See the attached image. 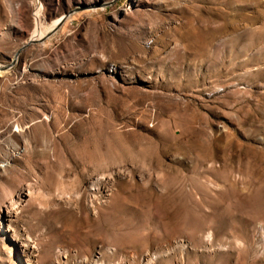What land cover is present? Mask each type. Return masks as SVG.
<instances>
[{"label": "rangeland", "instance_id": "1", "mask_svg": "<svg viewBox=\"0 0 264 264\" xmlns=\"http://www.w3.org/2000/svg\"><path fill=\"white\" fill-rule=\"evenodd\" d=\"M0 264H264V0H0Z\"/></svg>", "mask_w": 264, "mask_h": 264}, {"label": "water", "instance_id": "2", "mask_svg": "<svg viewBox=\"0 0 264 264\" xmlns=\"http://www.w3.org/2000/svg\"><path fill=\"white\" fill-rule=\"evenodd\" d=\"M56 32V29H54L49 35H47L46 37H44V38H42V39H40V40H34V39H31L30 41H29V43H28V45H26V46H24V47H22L19 51H18V53L16 54V59L20 56V54L29 46V45H32V44H36V43H38V42H43V41H45L50 35H52L53 33H55Z\"/></svg>", "mask_w": 264, "mask_h": 264}, {"label": "bare ground", "instance_id": "3", "mask_svg": "<svg viewBox=\"0 0 264 264\" xmlns=\"http://www.w3.org/2000/svg\"><path fill=\"white\" fill-rule=\"evenodd\" d=\"M41 38V36L38 34L37 30L34 32V34L32 35V39L34 40H39Z\"/></svg>", "mask_w": 264, "mask_h": 264}]
</instances>
